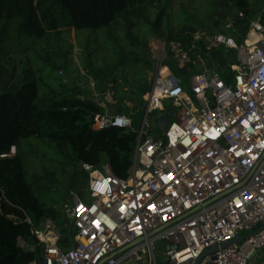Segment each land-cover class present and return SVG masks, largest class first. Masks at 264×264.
Listing matches in <instances>:
<instances>
[{
    "label": "built area",
    "instance_id": "built-area-1",
    "mask_svg": "<svg viewBox=\"0 0 264 264\" xmlns=\"http://www.w3.org/2000/svg\"><path fill=\"white\" fill-rule=\"evenodd\" d=\"M154 42L140 131L126 113L112 111L113 90L99 93L91 82L86 96L76 82L83 92L77 97L103 110L91 115L92 131L135 136L132 163L125 178L108 164L102 172L83 163L89 201L75 195L64 210L65 226L75 233L72 248L60 246L52 220L38 227L26 213L17 219L39 242L18 240L22 249H40L31 264H196L214 247L218 251L200 264H264V21L250 22L242 44L203 31L183 41ZM219 48L235 55L224 74L199 54ZM173 65L190 74L189 91ZM168 113L173 117L166 129L152 136L151 115Z\"/></svg>",
    "mask_w": 264,
    "mask_h": 264
},
{
    "label": "trees",
    "instance_id": "trees-1",
    "mask_svg": "<svg viewBox=\"0 0 264 264\" xmlns=\"http://www.w3.org/2000/svg\"><path fill=\"white\" fill-rule=\"evenodd\" d=\"M153 1L0 0V82L5 86L0 91V264H31L40 257L39 248L30 252L18 246L20 238L31 246L39 243L31 234L30 225L17 221L23 220L25 213L37 223L52 220L56 224L57 220H61L60 246L74 247L72 243L75 233L70 226H65L67 219L64 210L47 207L25 171V158L32 143L36 140L49 141L55 145L58 153L70 158L73 172L69 176L68 191L88 187L89 174L82 169L81 163L99 168L108 160L117 177H127L135 144V136L120 129L92 131L91 115L103 110L97 103L77 97L83 92L79 90L76 81L72 80L67 85L63 83L58 73L66 70L68 63L61 49L57 48V52H54L57 58L54 61L45 54L46 58H42L43 67L34 68L29 64V68L19 76L16 65L9 69L12 59L10 54L32 53L55 46L54 40L61 28L76 32H109L122 22L125 23L124 35L128 46L141 49L144 42L137 43L132 36L135 27L133 17L139 20L145 18V24L152 26L154 35L168 43L186 40L190 34L198 31V27L192 25L179 33L166 32L163 24V13L168 9L166 7L154 22H150L146 14L154 8ZM212 1L210 10L218 16V20H214L215 27H221L217 32L209 30L206 33L229 34L238 43L242 35L246 38L250 22L255 19V10L250 0ZM232 14L235 15L232 17ZM226 21L234 23L233 30L225 29ZM151 35L147 33V36ZM111 40L116 46L113 52L117 58L116 63L104 71L89 61L85 72L94 80L97 92L99 89L102 94L108 89L113 90L114 99H119L124 106L126 104L127 112V101L138 106L143 104V97L151 88L149 74L153 72V64L152 61L144 60L143 51L126 52L116 38L111 37ZM10 47L16 51L10 52ZM219 51H213V55L221 61L218 71L224 73L229 64L234 62L235 55L228 51L223 58ZM227 54L233 57L230 62L226 60ZM58 58L62 60L60 66L55 63ZM109 69L113 78L108 74ZM125 72L130 73L131 80L119 82V77ZM53 86H63L67 91L57 92ZM46 87L52 91L43 93ZM13 147L16 148L15 155H11ZM3 155L5 157H1ZM78 192L81 194V191Z\"/></svg>",
    "mask_w": 264,
    "mask_h": 264
},
{
    "label": "rangeland",
    "instance_id": "rangeland-1",
    "mask_svg": "<svg viewBox=\"0 0 264 264\" xmlns=\"http://www.w3.org/2000/svg\"><path fill=\"white\" fill-rule=\"evenodd\" d=\"M250 2L255 10V19L262 18L264 15V0H250ZM212 3V0H203L198 2H193L192 0H162V3L160 4V0H154V8L151 9L146 16H148L150 22H154L158 14L166 7L168 9L163 13V24L167 29L166 32L179 33L192 25L197 26L198 31L208 32L210 30L217 32L221 26L219 28L215 27L214 20H218V16L210 10V7L213 5ZM234 15L235 14H232V17ZM133 21L135 22V27L132 30V36L135 42H144V47L141 49L137 46H128L124 35V22L116 27H113L109 32H76L74 30H68L67 28H61L60 34L56 36V39H51L54 40L56 45H51L49 48H46V51L39 49L37 52L33 51L32 53H11L10 58L12 59L9 64V69H11L13 65H16L19 76L23 70L29 68V64H31L34 68H41L44 66V59L42 58H46L45 54H47L48 57L52 58L54 61L56 58L54 56V52H57L56 49L59 48L62 50V55L68 63L67 69L62 70L64 75H60V73H58L62 76L63 83L67 85L70 84L69 82L72 80L79 82L89 93L90 83L94 82V80L91 77H88L85 72V68L88 67V62L93 61L97 69L105 71V69L107 70L117 61V58L113 53L116 46L113 44L111 37L116 38L126 52H130L132 50L137 52L143 51L145 57L144 60L153 61L154 54L152 47H155L154 41L157 40L158 37L154 35L152 26H147L145 24V18L139 20L133 17ZM147 33L152 35L147 36ZM244 38V35L240 37L239 44L243 43ZM104 40L109 43H106ZM11 49V47L8 48V50ZM215 50H221L219 52H222L223 58L225 57V53L228 52L224 48L214 49L213 51L215 52ZM14 51H16V49L13 48L10 52ZM213 51L206 53L199 52V54L204 58L207 66L212 67L213 65H216L220 68L219 63H221V61L214 57ZM229 55L230 54L226 55L227 62H230L233 59L232 55ZM55 63L60 66L62 64V60L58 58ZM172 68L175 74L183 79V86L189 91L190 74L179 71L175 65ZM108 72V74L111 75L110 77L113 78L112 71L109 69ZM48 73L49 70L47 71V74ZM129 80H131L129 72H125L121 77H119V82H126ZM4 87L5 86L0 82V91H3ZM68 87L71 88V86ZM100 88L103 89L101 86ZM53 89L60 93L67 91V88L65 89L63 86H53ZM51 91L52 89L50 87H46L43 93L46 94ZM98 91L100 92V89ZM88 93L86 92L84 95L88 96ZM189 94L191 95L190 92ZM126 103L128 106H133V109L131 110L129 108V111L125 112L126 104L124 106L120 103L119 99H115L111 106L112 111H115L116 113H126L133 119L134 129L136 131H140L143 122V115L141 114V111L145 107V103L143 102V104H140L139 106L136 103L130 104L128 101ZM150 134L152 136L160 137L161 132L153 130ZM28 151L29 153L26 154L25 158V171L28 178L35 185L41 200L47 205V207H55L58 211L65 210L66 206H72L73 197L75 195H78L81 199H84L87 202L89 201V191L87 188L82 189L77 187L74 191H68L67 186L69 176L73 172V167L71 165L72 162L70 158L58 153L55 145L49 141L36 140L31 144V148L28 149ZM104 164L110 165L108 160H106ZM103 166L97 169L103 172ZM81 173L82 171H80L79 174L81 175ZM78 191H81L82 195ZM35 225L39 227L41 223L35 222ZM56 225L60 227L61 220H57ZM72 245L75 244L72 243ZM261 258L262 256L259 257L260 260Z\"/></svg>",
    "mask_w": 264,
    "mask_h": 264
},
{
    "label": "water",
    "instance_id": "water-1",
    "mask_svg": "<svg viewBox=\"0 0 264 264\" xmlns=\"http://www.w3.org/2000/svg\"><path fill=\"white\" fill-rule=\"evenodd\" d=\"M208 77L210 76V74L207 75ZM144 113V112H142ZM173 117V114L172 113H168V114H165V115H161V116H156L155 114H152L151 115V122H152V126L155 130L157 131H160V132H163L166 127L168 126V124L170 123L171 119ZM83 163L80 164V166L82 167ZM41 231H45V227L44 226H41L39 228ZM228 244H225L223 247H226ZM164 248L166 250H169L170 249V246L168 244H165L164 245ZM218 251V248L217 247H214V248H210L208 250H206L203 255L199 258V260L197 261L196 264H200V262L202 261V259L207 256V255H211L215 252ZM40 264H45L43 261H40Z\"/></svg>",
    "mask_w": 264,
    "mask_h": 264
},
{
    "label": "bare ground",
    "instance_id": "bare-ground-1",
    "mask_svg": "<svg viewBox=\"0 0 264 264\" xmlns=\"http://www.w3.org/2000/svg\"><path fill=\"white\" fill-rule=\"evenodd\" d=\"M257 39H255L254 41H256ZM253 42V40H248V44H251ZM49 239H52V236H49Z\"/></svg>",
    "mask_w": 264,
    "mask_h": 264
}]
</instances>
